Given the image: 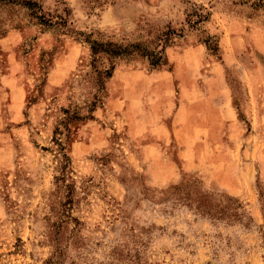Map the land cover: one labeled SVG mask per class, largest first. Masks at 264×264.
<instances>
[{"label":"rangeland","instance_id":"rangeland-1","mask_svg":"<svg viewBox=\"0 0 264 264\" xmlns=\"http://www.w3.org/2000/svg\"><path fill=\"white\" fill-rule=\"evenodd\" d=\"M0 264H264V0H0Z\"/></svg>","mask_w":264,"mask_h":264},{"label":"trees","instance_id":"trees-1","mask_svg":"<svg viewBox=\"0 0 264 264\" xmlns=\"http://www.w3.org/2000/svg\"><path fill=\"white\" fill-rule=\"evenodd\" d=\"M86 41L89 43L90 47L91 66L95 74V82L100 88H103L104 80L111 76L112 70L115 66V59L117 58L130 57L135 53H138L141 56L147 57L152 66H156L161 64L164 57L162 55L163 49L160 52H157L150 50L139 43L122 45L108 40L103 41L89 38H87ZM71 117L77 120L86 118V116L78 114H74ZM63 156L67 161V155L63 154ZM64 176L65 174L63 173L62 180ZM58 249H60V247H58ZM60 254L61 251H59L58 255Z\"/></svg>","mask_w":264,"mask_h":264},{"label":"crops","instance_id":"crops-1","mask_svg":"<svg viewBox=\"0 0 264 264\" xmlns=\"http://www.w3.org/2000/svg\"><path fill=\"white\" fill-rule=\"evenodd\" d=\"M188 107H186V103H181V107H179V109H177L176 111H175V113H174V118L176 119V117H179V114H181L182 112V110H186ZM189 109V108H188ZM165 113V112H164ZM163 113V114H164ZM192 120H193V122H195V123H199V126H200V124H201V126L203 125V120L202 119H198V120H196L194 117H192ZM190 150V148H188V146L186 145V147H184L183 149H181V150H179V159L180 160H182L183 161V159L184 158H181L182 157V155L184 154V155H187V154H189L190 152H188ZM187 160L189 161V158L187 157ZM184 161H186L185 159H184ZM185 164V163H184Z\"/></svg>","mask_w":264,"mask_h":264}]
</instances>
